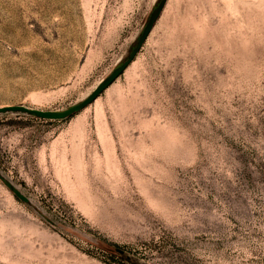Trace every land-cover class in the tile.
<instances>
[{
	"label": "rangeland",
	"instance_id": "374dc122",
	"mask_svg": "<svg viewBox=\"0 0 264 264\" xmlns=\"http://www.w3.org/2000/svg\"><path fill=\"white\" fill-rule=\"evenodd\" d=\"M154 0H0V106L62 109ZM0 264H264V0H166L65 118L0 112Z\"/></svg>",
	"mask_w": 264,
	"mask_h": 264
},
{
	"label": "water",
	"instance_id": "95a60500",
	"mask_svg": "<svg viewBox=\"0 0 264 264\" xmlns=\"http://www.w3.org/2000/svg\"><path fill=\"white\" fill-rule=\"evenodd\" d=\"M165 0H154L151 8L145 18L141 31L129 50L122 56L118 65L114 67V69L102 78V81L98 84V86L84 99L69 105L66 108H62L59 110L53 109H38L34 107H30L26 104H8L0 106V112L6 111H14V112H25L29 114H33L40 117L45 118H65L73 113L81 110L89 103H91L110 83H112L132 62L135 55L138 53L139 49L141 48L142 44L144 43L149 31L151 30L154 22L157 19L160 10L164 4ZM0 177L4 180L6 185H8L20 198L25 201H29V197L23 193L19 188H17L12 182L7 178L4 177L1 170H0Z\"/></svg>",
	"mask_w": 264,
	"mask_h": 264
},
{
	"label": "bare ground",
	"instance_id": "6f19581e",
	"mask_svg": "<svg viewBox=\"0 0 264 264\" xmlns=\"http://www.w3.org/2000/svg\"><path fill=\"white\" fill-rule=\"evenodd\" d=\"M224 1H225V3H227L228 7H234L236 4H238V3H240V2H242V3H247L249 6H251V4H254V5H255V4L258 3L260 0H224ZM165 3H166V0H165L164 4H165ZM164 4H163V6H162V9H163V7H164ZM162 9L160 10V13H161ZM160 13L158 14V16L160 15ZM158 16H157V18H158ZM154 23H155V22H154ZM153 25H154V24H153ZM152 28H153V26H152ZM152 28H151V30H152ZM151 30L149 31L148 35L150 34ZM148 35H147V37H148ZM147 37H146V39H147ZM146 39H145V40H146ZM129 65H130V63H129ZM129 65H128V66H129ZM128 66H127V67H128ZM127 67H126V68H127ZM126 68H125V69H126ZM101 81H102V80H101ZM101 81H100V82H101ZM100 82H99V83H100ZM99 83H98V84H99ZM98 84L95 86V88L98 86ZM110 84H111V83H110ZM110 84H109V85H110ZM109 85H108V86H109ZM108 86H107V87H108ZM107 87H106V88H107ZM95 88H94V89H95ZM106 88H105V89H106ZM94 89H93V90H94ZM93 90H92V91H93ZM92 91H91V92H92ZM91 92H90V93H91ZM90 93H89V94H90ZM89 94H88V95H89ZM88 95H87V96H88ZM99 95H100V94H99ZM99 95H98V96H99ZM87 96H86V97H87ZM98 96H97V97H98ZM97 97H96V98H97ZM96 98H95V99H96ZM95 99H94V100H95ZM94 100H93V101H94ZM30 107H31V106H30ZM34 108H36V107H34ZM38 109H40V108H38ZM44 110H47V109H44ZM53 110H59V109H53ZM12 184H13V183H12Z\"/></svg>",
	"mask_w": 264,
	"mask_h": 264
}]
</instances>
